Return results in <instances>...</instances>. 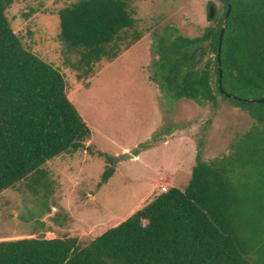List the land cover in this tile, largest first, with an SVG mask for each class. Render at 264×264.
I'll use <instances>...</instances> for the list:
<instances>
[{
	"label": "trees",
	"instance_id": "obj_1",
	"mask_svg": "<svg viewBox=\"0 0 264 264\" xmlns=\"http://www.w3.org/2000/svg\"><path fill=\"white\" fill-rule=\"evenodd\" d=\"M12 1L0 0V192L25 179L37 194L49 187L42 165L67 151H92L85 144L92 132L63 74L25 49L10 26ZM220 1L219 16L210 1L215 23L201 35L173 26L156 34L150 79L169 100L217 105L218 93L253 125L223 156L204 159L201 141L183 189L161 191L87 244L76 236L0 240V264H264V0H228L221 40L228 2ZM134 14L130 0H76L58 10L59 37L77 56L70 67L79 78L145 35ZM207 54L214 59L204 62ZM105 157L101 182L115 171Z\"/></svg>",
	"mask_w": 264,
	"mask_h": 264
},
{
	"label": "rangeland",
	"instance_id": "obj_2",
	"mask_svg": "<svg viewBox=\"0 0 264 264\" xmlns=\"http://www.w3.org/2000/svg\"><path fill=\"white\" fill-rule=\"evenodd\" d=\"M76 0H13L5 14L23 47L57 68L67 93L91 129L92 151L64 152L42 166L48 190L37 194L20 180L0 192V240L76 236L83 246L161 192L184 188L198 145L206 160L226 155L235 139L254 123L245 111L217 93V105L193 99H166L150 79L156 34L166 26L196 37L210 21V1L130 0L136 27L145 35L112 60L94 64L79 78L61 41L58 10ZM214 59L207 54L206 59ZM203 62V63H204ZM215 73L213 86L215 88ZM103 153L104 155H101ZM124 154H129L123 158ZM112 157L114 173L102 174Z\"/></svg>",
	"mask_w": 264,
	"mask_h": 264
},
{
	"label": "water",
	"instance_id": "obj_3",
	"mask_svg": "<svg viewBox=\"0 0 264 264\" xmlns=\"http://www.w3.org/2000/svg\"><path fill=\"white\" fill-rule=\"evenodd\" d=\"M228 2V10H227V13L223 19V24H222V29H221V36H220V40L222 38V35H223V32H224V29H225V26H226V23H227V19H228V15H229V12H230V9H231V5L229 3V1L227 0ZM215 14V9H214V5H210L209 6V17L212 18ZM218 66H219V69H220V78H221V75H222V72H221V62H220V48L218 50ZM264 100V97L261 98V101ZM250 101H258L256 98H251ZM129 154H124L122 157L123 158H127Z\"/></svg>",
	"mask_w": 264,
	"mask_h": 264
},
{
	"label": "built area",
	"instance_id": "obj_4",
	"mask_svg": "<svg viewBox=\"0 0 264 264\" xmlns=\"http://www.w3.org/2000/svg\"><path fill=\"white\" fill-rule=\"evenodd\" d=\"M165 190H167L166 186H162L161 191H165Z\"/></svg>",
	"mask_w": 264,
	"mask_h": 264
}]
</instances>
